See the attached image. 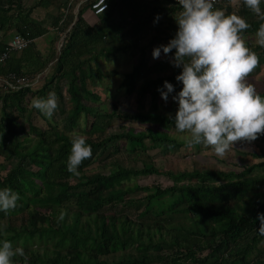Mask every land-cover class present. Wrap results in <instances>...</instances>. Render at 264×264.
I'll list each match as a JSON object with an SVG mask.
<instances>
[{"label": "trees", "instance_id": "obj_1", "mask_svg": "<svg viewBox=\"0 0 264 264\" xmlns=\"http://www.w3.org/2000/svg\"><path fill=\"white\" fill-rule=\"evenodd\" d=\"M60 1L57 9L61 12L51 14L50 22L45 17L33 16L36 9L46 10L50 0H39L27 7L22 6V0H0V51L7 46L12 33L29 40L25 49L11 51L0 64V78L4 79L0 83V155L6 159L17 157L13 168L0 176V187L9 186L20 194L14 209L7 213L0 211V222L25 217L19 225L11 220L6 225L0 224V240H11L13 247L24 249V255L12 258L14 264H264V257H259L264 253L259 247L264 232L258 230L257 215L264 213V171H255L264 167V160L233 163L227 169L194 166L190 170H172L146 159L139 168L126 167L114 159L107 172H85L84 167L92 158L104 153L110 156L107 154L110 143L116 139H125L133 152H144L152 146L166 148L172 144L179 148L189 144L168 134L169 130L177 131L171 119L174 115L158 111L156 102L152 112H142V107L135 112L119 111L114 105L113 111L106 112L89 103L100 96L87 86L91 73L82 67L83 63L135 47L136 41L122 37L120 25L105 22L116 8L113 0H108L107 10L99 15L105 24L102 26H91L84 20L83 12L89 8V0L76 11L72 10V4L77 0ZM156 2L158 8L164 9L168 23L182 10V5L168 0ZM215 6L226 13L241 15L249 22L251 27L243 30L242 36L256 33L264 23L243 0ZM143 8L130 4L127 10L137 15ZM159 14L160 11L156 13ZM168 28L174 36L177 29L169 25ZM50 29L56 33L43 55L35 40ZM62 32L66 34L65 43L56 48L53 43ZM246 44L259 55V64L264 62V46ZM167 56L171 58V53ZM142 64L138 63L125 77L127 90H136L138 106L151 89H154L153 100L165 80L173 83L177 92L182 87V82L176 80L181 71L178 68L167 75L142 81L133 89L135 73ZM50 67L53 72L37 90L38 97H44L54 79L58 82L54 88L61 96L58 84L64 79L70 105L65 116L66 126L77 125L83 115L86 130L82 133L92 146L93 154L79 165V175L67 169L73 137L59 129L46 131L31 126L36 138L27 144L29 136L20 134L17 118L8 113L11 105H23V98L31 90L28 86ZM164 67V62L159 61L153 70L162 72L167 70ZM54 72L61 78H56ZM11 73L27 78L29 85L15 84L16 79L7 77ZM102 76L103 72H97L98 81ZM10 83L17 88L12 90ZM259 92L264 94V90ZM172 95L163 101L171 105ZM114 117L135 121L143 127H127L107 134ZM258 138H264V134ZM113 150L121 153L126 149L121 145ZM151 174L163 175L172 183L161 187L127 182L139 175ZM72 179L75 182L71 183ZM136 192L142 195L131 198ZM125 208L135 212L138 219L131 220ZM61 213L63 219H60ZM14 241L23 245H15ZM51 246L53 254L49 252ZM128 246L135 252L127 251Z\"/></svg>", "mask_w": 264, "mask_h": 264}, {"label": "clouds", "instance_id": "obj_2", "mask_svg": "<svg viewBox=\"0 0 264 264\" xmlns=\"http://www.w3.org/2000/svg\"><path fill=\"white\" fill-rule=\"evenodd\" d=\"M101 3L103 10L107 5L104 0ZM179 3L182 11L175 18V35L168 43L155 46L152 56L171 53L170 62L181 68L176 80L182 82V87L177 92L174 84L165 80L158 90L165 101L169 94L177 101L171 119L178 132L186 133V142L212 146L223 157L235 142L253 141L264 134V94L248 80L260 57L242 37L243 30L251 25L241 15L217 8L214 0ZM243 4L264 20V0H243ZM256 36L257 43L264 46V23ZM32 105L51 118L58 108V96L50 91L47 97L34 98ZM92 154L86 137L74 136L67 158L68 171L79 175V165ZM19 199V192L9 186L0 187V211L14 209ZM257 215L258 230L264 232V213ZM17 254L24 255V249L13 247L11 240H0V264H14L12 258Z\"/></svg>", "mask_w": 264, "mask_h": 264}, {"label": "rangeland", "instance_id": "obj_3", "mask_svg": "<svg viewBox=\"0 0 264 264\" xmlns=\"http://www.w3.org/2000/svg\"><path fill=\"white\" fill-rule=\"evenodd\" d=\"M38 1L39 0H22V6H31ZM50 3V6H48L46 9L48 10V12H51V14H57L61 12V10L57 9V6L61 4L60 0H50ZM235 8L237 9V7H233L234 10H236ZM46 10L36 9V11L33 13V16L46 18ZM157 11H160V14L156 15L155 13L154 18L151 21L149 20L148 22H146L147 24L138 26V24H141V21L134 17L131 22L134 23L136 21V27H134L133 25H126L124 27L122 37H124L125 39L132 38L133 41H136L135 47H131L114 55H110L108 58L100 56L98 59H92L87 63H83L82 67L88 73H91L87 79V86L92 92H95L100 96V99H98L97 101H89V103L96 106L100 111L111 112L113 111L114 105L119 111L127 110L135 112L142 107V112H152L155 110L153 102H156V109L158 111H161L167 115H175L178 106L177 101L173 100L172 104L169 105L163 101L160 93H157L152 100L154 89H151L150 92H148L147 95H145V97L141 99V103L139 104L140 106H138V103L136 101V90H132L131 92L127 90L125 78L126 74L131 72L132 69L140 62H142L143 64L135 73L137 75V78H135L133 89H136L142 81L149 80L160 75H167L171 71L180 68L174 66V64L170 62L171 58L163 54V52L159 58H153L152 49L155 46L168 43L169 40L173 37L171 35L170 29L168 28V25L171 27H175L176 29L178 28L175 18L182 10H180L179 13H175L174 17H172L173 19H171L169 23L166 20L164 9L161 10L160 8H158ZM120 17H123V15H121ZM52 18L49 19L50 22ZM53 31L50 30L39 39L40 46H48L49 48V44L51 45V41L53 40L56 33ZM59 35L60 36H58V39L53 43L56 48L60 47L64 42L63 39L66 38L64 37L66 35L64 32L60 33ZM242 37L248 43L258 44L256 33ZM47 50L43 51L42 54L45 55ZM85 56H88V54L85 53ZM159 61L164 62V68L167 70L162 72H154L153 67L155 63ZM53 63L54 60L52 61V63L50 62L49 65ZM51 67L41 72L39 74V77L35 78L31 85L28 84V87L31 88L32 93L30 90L25 95V97L23 98L24 100L22 106L14 104L11 105L10 108H8L10 117L17 118L16 127L18 128L20 134H22V136H24L25 134L29 136L27 144H30L36 138V135L34 133L35 131L31 129V126L36 127L37 130L46 131L52 130V128L59 129L68 134V136L70 137H74L78 134L87 137V135L82 133L83 130H86L85 122L82 119L83 115L79 117L77 125L72 127L66 126L65 116L69 112L68 110L70 105L67 102L68 95L66 93V83L64 79H61L58 84L61 88L62 98L54 88L58 83L57 79H54L51 82L52 84L50 86V90L46 91V93L44 94V97H47L48 93L54 90L58 96V108L51 118L45 116L42 112H40V110L33 107L32 101L34 98L38 97L37 90L46 83V80L50 78L51 73L53 72ZM97 72H103L101 81H98L97 79ZM54 74L56 75V78H61L60 75L57 77V74L55 72ZM248 80L256 85L258 91L264 90V62H261L257 66V68H255L253 72L249 74ZM10 88L14 90L17 87L15 85H10ZM127 127L141 129L143 126L132 120H124L114 117L111 121L110 129L107 134L121 132L124 130L123 128ZM168 134L178 141H185L184 136L186 135V133L169 130ZM121 145L126 150H121V153L115 152L113 150L117 148V146L121 147ZM110 148L111 151L109 150V153H107L110 154V156L106 157L105 153L97 157L95 156L96 158L94 160H92V158L90 163L84 167L85 172L90 173L96 170L107 172L108 165H110V163L114 159L123 162V165L126 167L134 166L136 168H139L141 166V161L143 159H146L147 161L154 163L158 167L172 170H190L194 166L227 169L231 167L233 163H257L264 160V155L262 154V151L264 152V138H258L253 141H237L235 142L234 147H232L223 157L218 156L214 152L212 146H206L203 144H198L197 146L183 145L179 148L173 146L172 144H169V146H167L166 148L161 147L160 145L149 147L144 152L138 150L133 152L129 150L128 142L125 139L124 141L122 139H116L114 142L110 143ZM96 154L97 153H95V155ZM112 154L114 155L113 157ZM16 160L17 157L6 159L3 155H0V176L8 173V171H10V169L15 165ZM255 171L262 172L264 171V167L256 169ZM70 182H75V180L72 179ZM127 182L130 184L137 183L139 185L153 184L159 185L161 187H167L172 183V181L167 177L156 174L139 175ZM139 195H142V193H132L131 198ZM108 210L114 211L113 208H108ZM125 211L128 212L129 218L131 220L136 221L138 219V217L135 215V212H133L132 210H126L125 208ZM24 219L25 217L23 215L22 217H19V219L10 220L13 224L19 225L23 223ZM10 220L2 219L0 224L6 225L8 222H10ZM33 243L42 245L37 241H33ZM14 244H18V246L23 245L20 241H17ZM259 247L264 249V239L259 243ZM53 250L54 248L53 246H51L49 252L53 254ZM126 250L129 252H135L131 246H128ZM259 257H264V253H260ZM251 264L261 263L254 262Z\"/></svg>", "mask_w": 264, "mask_h": 264}, {"label": "crops", "instance_id": "obj_4", "mask_svg": "<svg viewBox=\"0 0 264 264\" xmlns=\"http://www.w3.org/2000/svg\"><path fill=\"white\" fill-rule=\"evenodd\" d=\"M156 1L157 0H113V4L116 6V8L111 12L110 17L107 20H105V22H107V25L110 22H114L115 24L120 25L121 33H123V29L126 25L127 26L133 25L134 27H136L135 26L136 21L134 23L131 22L134 17L139 19V21H141V24H138V26L147 24L146 22H148L149 20L151 21L154 18V13H158L157 11L158 2ZM85 3H87L86 0H77L74 4H72V10L76 11L80 5H83ZM130 4H135V5L138 4L141 5L142 8L145 7V9L143 8L144 11L142 13L135 15L132 14L131 11L127 10L128 5ZM121 15H123V17H120ZM51 18H52L51 12H48V14L46 13V18H45L46 21ZM83 18L91 26L105 25L104 23L103 24L101 23L102 21L100 20L99 15L98 16L93 15L89 11V8H87L83 12ZM12 35L14 34L13 33L10 34L9 38L12 37ZM1 36L2 33H0V37ZM41 37H38L35 41L37 44V48L43 53V51L48 49V46L45 47L40 46L39 39Z\"/></svg>", "mask_w": 264, "mask_h": 264}, {"label": "built area", "instance_id": "obj_5", "mask_svg": "<svg viewBox=\"0 0 264 264\" xmlns=\"http://www.w3.org/2000/svg\"><path fill=\"white\" fill-rule=\"evenodd\" d=\"M168 1L180 5L179 0H168ZM226 1L234 2L236 0H214L215 4H219L221 2H226ZM89 2H90L89 11L95 16L100 15L108 8V0H104V3L107 5V7L103 8V10H102L103 5L101 3V0H89ZM28 43H29V40L27 38H24L23 36L19 34L13 35L9 43L7 44V46L3 50L0 51V64H2L8 58L9 53L11 51H15V52L22 51L23 49L26 48ZM7 77L16 79L15 84L28 85V82H27L28 80L25 77H22V76L16 77L14 73L8 74ZM1 80H4V79L0 78V81ZM12 84L13 83H10L9 85H12Z\"/></svg>", "mask_w": 264, "mask_h": 264}]
</instances>
